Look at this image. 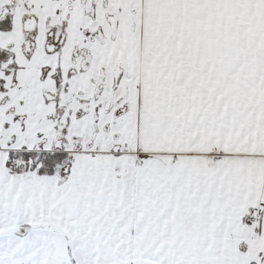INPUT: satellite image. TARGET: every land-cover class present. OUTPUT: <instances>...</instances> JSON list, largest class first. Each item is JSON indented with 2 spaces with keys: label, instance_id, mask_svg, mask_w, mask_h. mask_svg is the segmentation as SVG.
Returning a JSON list of instances; mask_svg holds the SVG:
<instances>
[{
  "label": "snow or ice",
  "instance_id": "snow-or-ice-1",
  "mask_svg": "<svg viewBox=\"0 0 264 264\" xmlns=\"http://www.w3.org/2000/svg\"><path fill=\"white\" fill-rule=\"evenodd\" d=\"M0 264H264V0H0Z\"/></svg>",
  "mask_w": 264,
  "mask_h": 264
}]
</instances>
